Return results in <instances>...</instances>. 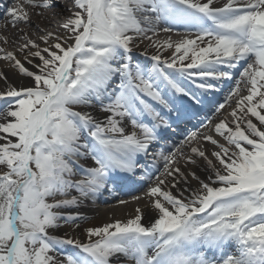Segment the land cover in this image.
Returning a JSON list of instances; mask_svg holds the SVG:
<instances>
[{
	"label": "snow or ice",
	"instance_id": "snow-or-ice-1",
	"mask_svg": "<svg viewBox=\"0 0 264 264\" xmlns=\"http://www.w3.org/2000/svg\"><path fill=\"white\" fill-rule=\"evenodd\" d=\"M55 8L2 13L0 264H264V0H72L41 27ZM145 184L147 212L82 227Z\"/></svg>",
	"mask_w": 264,
	"mask_h": 264
},
{
	"label": "bare ground",
	"instance_id": "bare-ground-1",
	"mask_svg": "<svg viewBox=\"0 0 264 264\" xmlns=\"http://www.w3.org/2000/svg\"><path fill=\"white\" fill-rule=\"evenodd\" d=\"M15 3H16V0H0V25H3L6 22V19L4 15L2 14L4 10V5H7L10 7V6H13ZM71 3H72V0H56V8L50 9L48 11L47 15L49 17V20L46 21L44 24H42L41 27L52 30V31H57L58 30L57 25L62 21L63 16L67 15V13H63L61 16H53V12L60 11L61 8H63L66 4L70 6ZM32 19L38 21L40 17L37 15H33ZM21 27H24V25H21ZM15 31L16 29L11 28V27L8 28L7 32H5L2 28H0V35H9L11 33H14ZM179 31L183 33V29H180ZM31 34L33 38L35 39L37 35H40L42 33L31 32ZM148 35H151V33H149ZM168 35H171L173 40L178 39V36L175 33H172V34L159 33L157 36L153 37V39H159L163 41L168 38ZM148 43L149 41L145 40L144 43L141 44L138 49H136L138 59L140 60L147 59V57H144L142 53L144 52L145 47L147 46ZM9 50H11V46H9ZM153 51H154L153 49L149 48L148 49L149 55H151ZM0 64H2V62H0ZM3 87L4 85L0 83V89H2ZM223 95L224 93H220L219 96L211 97L210 99L214 98L216 100H220L221 96ZM228 111H230V109H226L224 114L227 115ZM192 117H196V114L190 116L186 120L185 123L188 127L185 129L181 127V123L179 127L175 125V128H177V131L181 134V137H179L180 139H182L183 136L186 135V131H185L186 129L190 131H195L197 129L204 131V129L200 128V122L204 121L205 123H207V121L203 119L200 121L198 120L197 122L194 123L193 121L191 122L190 120ZM213 123H215V121H213ZM205 147L211 148V145H205ZM197 174H200V172H198ZM147 186L148 185L145 184L143 187H140L135 190L132 188V190L128 191L127 193L121 196H118V197H110V199L107 197L104 199L103 196L101 195L99 197L101 201V206H97L94 202L86 203L79 209L84 215L88 217V220L86 221L84 225H82V227H85L88 225H99L102 223L111 222L114 219L129 218L130 216L135 214V209L137 207H140L142 211L147 212L148 208L146 207V205H149V201L147 199H142L139 202L131 201L132 196L142 195L145 189L147 188ZM120 199L127 200L130 202L125 205H118V200ZM63 231L64 229L61 230V232ZM77 235H80V233H77Z\"/></svg>",
	"mask_w": 264,
	"mask_h": 264
}]
</instances>
